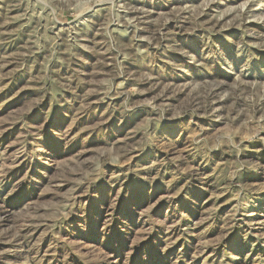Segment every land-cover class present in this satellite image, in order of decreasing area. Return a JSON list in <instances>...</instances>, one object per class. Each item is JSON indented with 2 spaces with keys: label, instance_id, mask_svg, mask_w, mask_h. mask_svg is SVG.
<instances>
[{
  "label": "rangeland",
  "instance_id": "obj_1",
  "mask_svg": "<svg viewBox=\"0 0 264 264\" xmlns=\"http://www.w3.org/2000/svg\"><path fill=\"white\" fill-rule=\"evenodd\" d=\"M0 264H264V0H0Z\"/></svg>",
  "mask_w": 264,
  "mask_h": 264
}]
</instances>
